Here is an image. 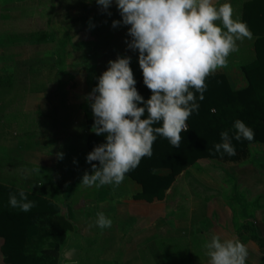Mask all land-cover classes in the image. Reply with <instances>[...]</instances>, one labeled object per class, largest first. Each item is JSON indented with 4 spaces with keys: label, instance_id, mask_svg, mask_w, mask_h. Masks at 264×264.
<instances>
[{
    "label": "crops",
    "instance_id": "1",
    "mask_svg": "<svg viewBox=\"0 0 264 264\" xmlns=\"http://www.w3.org/2000/svg\"><path fill=\"white\" fill-rule=\"evenodd\" d=\"M243 1L245 0H214V3L220 5L230 2L235 18L240 16ZM21 7L19 11L22 9L35 12L37 17L41 15L43 19L47 17L44 12L50 10L51 19L46 21L53 28V32H45L42 28L43 20L41 23L35 21L36 24L31 25L28 32L21 29L19 32H13L15 41L9 43L10 47L0 46V74L8 72L12 74V80L14 79L11 82L12 87L0 82V98L3 99L0 102V183L30 192L42 191L54 195V202L60 208L59 215L71 226L67 239L60 248L58 264H165L155 245L157 239H177L201 233L203 225H207L211 219L218 218V224L224 225L219 220V215L228 207L223 194L230 191V182L234 181L228 177L225 170L238 164L230 160L227 163L219 160L216 164L208 160H198L175 178L173 184L165 191V197L160 200L141 199V186L125 177L118 187L103 186V195H99L94 201L90 212L84 213L88 200L77 197L71 199L64 188L70 187V183L77 188L82 184L84 173L93 172L86 161V138L93 130L86 126L84 109L89 102L86 97L96 85L91 89L88 85L83 88L72 82L71 75H68L70 77L66 80L60 77L72 74L62 66L68 55L78 51L85 53L89 48L93 52L97 44H102V49L97 50L100 55L103 54V40L108 38V35L103 34V28L110 27L112 22L107 23V15L106 21L102 20L103 11L96 0H58L49 4L36 1L34 9L25 4ZM28 18L31 19L30 16ZM7 21L11 22L9 18L5 20ZM256 38L238 41L239 50L230 54L226 67L215 72L226 75L230 86L235 90L248 85L241 63L253 56V43ZM0 39L8 42V39ZM32 40L42 44L45 41L50 42L51 50L45 53L43 48H37L29 53L28 49H16H21L22 44ZM12 47L16 48L12 50ZM48 56L59 61H51L46 65L38 62V59ZM85 56L91 59L90 52ZM30 59H35L36 62L27 66L26 63ZM11 63H17L16 67ZM45 74H51V77H45ZM11 91L16 98H25L22 106H17L16 102L20 100L7 99ZM76 91L79 93L75 95ZM11 107L14 116L9 117ZM28 122L33 124L29 128L30 131L27 130L28 126H24ZM76 127L78 130H75ZM77 136L79 140L75 141ZM71 141L74 143L71 144ZM248 154L262 158L264 143L249 145ZM201 161L210 162L216 170H205L207 165H203L205 163ZM244 164H247L248 175L257 167L250 161ZM190 169H194L191 182H195V187L218 191L221 194L217 195V200L213 202L208 196H196L191 193V185L187 186V192L194 194V197L186 198L185 192L181 190L184 183L180 178ZM156 173L167 175L169 170L160 168ZM70 177L72 178L69 179ZM244 180L241 178V181ZM198 193L197 191L196 194ZM259 193L262 192L259 190ZM218 210L220 213L216 214ZM259 211V224L264 227V208ZM99 213H104L112 220L110 228L101 229L97 226ZM226 219L231 223L230 217ZM229 223L225 225L228 226ZM240 233V230L237 232L235 229L227 232L229 235H237L234 239L243 242L238 235ZM251 261L249 259L247 264ZM200 264H210V259Z\"/></svg>",
    "mask_w": 264,
    "mask_h": 264
},
{
    "label": "clouds",
    "instance_id": "2",
    "mask_svg": "<svg viewBox=\"0 0 264 264\" xmlns=\"http://www.w3.org/2000/svg\"><path fill=\"white\" fill-rule=\"evenodd\" d=\"M108 11L115 3L121 20L112 27H127V48L138 52L143 81L151 91L145 100L135 87L137 81L130 67L131 56L109 60V67L98 78V84L87 95L97 136L106 142L87 154L93 172L83 175L85 187L110 185L118 187L144 157H151L158 136L173 147H180L181 133L188 130L187 121L198 112V99H204L206 79L228 64L230 54L237 52L238 41L251 40L253 33L246 22L234 18L230 2L216 5L214 0H96ZM197 93L199 96L197 97ZM159 125V126H156ZM234 135L225 130L214 150L221 156L236 155L232 140L252 141L254 130L237 119ZM62 157V154H60ZM9 205L29 212L35 202L28 200L22 188L9 194ZM96 224L110 228L112 220L99 213ZM204 247L210 264H246L247 246L239 239L222 240L213 235Z\"/></svg>",
    "mask_w": 264,
    "mask_h": 264
},
{
    "label": "trees",
    "instance_id": "3",
    "mask_svg": "<svg viewBox=\"0 0 264 264\" xmlns=\"http://www.w3.org/2000/svg\"><path fill=\"white\" fill-rule=\"evenodd\" d=\"M239 18L247 23L253 37H257L253 43V56L244 59L241 63L248 85L235 90L230 86L226 75L222 73H214L206 79L207 90L204 92V99L202 101L198 99L199 110L189 117L188 130L181 133L180 147H173L166 138L158 136L153 144L152 156L142 158L139 166L126 174L125 177L141 186L139 194L141 199L148 201L163 199L165 191L173 184L175 178L200 159L215 164L219 160L237 162L236 157L239 156V159L242 156L247 157L249 145L257 142L264 143V0L243 1ZM7 22L6 25L1 22L0 37L8 39L9 43H14L12 35L13 30L18 28V22L14 24ZM33 23L36 24V22ZM107 23L110 22L107 21ZM49 43L45 41L46 45ZM34 60H28L26 65H34L36 62ZM55 60L52 56H48L38 59V62L46 65ZM13 65L16 67L15 64ZM134 78L137 81L135 87L147 100L151 96V91L144 84L143 75ZM13 80L12 74L8 72L0 74L1 83L5 82L12 87ZM84 119L86 126L92 129L94 117L90 101L84 109ZM237 119L243 120L254 130L255 138L252 141L233 139L236 155L221 156L215 152L214 145L221 142L222 131L227 130L230 135H234L235 130L232 126ZM105 142L104 135L97 136L93 131L86 138L87 154L95 146ZM92 163L99 166V161H93L89 165L91 166ZM160 168L168 169L169 173L157 174L156 170ZM18 189L20 188L0 183V238L3 239L0 251L3 262L5 264H58L60 248L67 239L68 231L71 229L70 224L59 215L60 208L54 202V195L42 193V191L30 192L22 188L28 193V200L35 202V207L26 213L18 208H11L8 202L9 194L17 193ZM47 236L51 241L41 247L40 244ZM160 241L163 243L159 247L157 245V250L165 264H200L210 259L207 256L202 260L197 257V253H192L191 247L196 244V239L177 238ZM258 241L263 250L264 236H260ZM200 243L201 252L207 253L204 247L207 243L206 237L200 238Z\"/></svg>",
    "mask_w": 264,
    "mask_h": 264
},
{
    "label": "rangeland",
    "instance_id": "4",
    "mask_svg": "<svg viewBox=\"0 0 264 264\" xmlns=\"http://www.w3.org/2000/svg\"><path fill=\"white\" fill-rule=\"evenodd\" d=\"M36 1L42 4H47V3L49 4L52 2H57L58 0H0V19H2L0 21V25H1V22L3 25H6L5 20L6 18L7 19L9 18L11 22L8 21V23L13 22L14 24L15 22H18V25H17L18 28L13 30L14 33L19 32L18 31L19 29L28 32L29 27L31 25L34 26V23L31 21H34V22L36 21L37 23L38 22L41 23V21L43 20L44 25L42 28L45 29V32H49L51 34L53 32V28L46 21L47 19H51L50 14H52V12L50 10L44 12V15L47 16L44 19L41 17V15L40 16L38 15L39 17H37L35 12H28L22 9H20L21 11L18 10L19 8H22L21 6L24 4L30 9L31 8L34 9ZM108 11L111 12V15H108L106 12H103V19H102L103 21H106V15L109 18L108 22H111L112 20L122 19L120 12L118 11L115 3L112 4V6L110 7ZM29 16L32 20L28 18ZM34 17L35 18L37 17L36 20ZM127 27L128 26L121 25L119 27L113 28L111 25L108 28L107 27L103 28V34L108 35V38L103 40V54L100 55L97 50V49L99 50L102 49V44H97L96 50L93 51L94 53L90 51V48H89V50H87V52L85 53L82 51H78L77 53H72L71 55H68V58L64 60V65L62 66H65L67 70H69L72 74L68 73L67 75L65 74L61 76L60 78L66 80L70 77V76L68 77V75H71L70 78H72V82L74 84H78V86L80 85L83 88L86 85H88V87L91 89L93 85L98 84V78L109 67L108 61L115 60L117 56H131L130 67L133 70L134 77L143 75L142 69L140 68L139 62H138V52H133L132 50L127 48L126 40L130 39V37H128L127 35ZM5 45L10 47L9 42L5 41L4 39H1L0 46H5ZM91 46L89 45V47L93 49L94 48L93 44H91ZM20 47L21 49L16 48V47L14 48L18 49L19 51L21 50L24 51L28 49L29 53L34 52L37 48L38 49L43 48L45 53L47 51L49 52L51 49V48L49 49L50 43L49 45H46L45 43L42 44L41 42H36L33 40L32 42H27V44L26 43H24V45L22 44ZM14 48L12 47L11 49L14 50ZM88 52L91 53V59L85 56L88 54ZM101 56L103 57V59ZM12 64L13 63H11V65ZM80 67H82V69H80ZM77 69H79L77 71L78 74L75 75ZM48 76L51 77V74H47V75L45 74V77H48ZM6 93H9V92H6ZM10 93L11 95L9 94L10 96H8L7 99L9 101L10 100H20V101H17L16 103L18 104L17 105L18 107L22 106L25 101V98L23 97L19 98V96H17L16 98L12 94L13 91H11ZM77 93L79 92L76 91L75 95ZM80 98H82V96ZM2 100L3 99L0 98V102H2ZM12 110H13V107H11L10 111L8 112L9 117L14 116ZM16 111H18V109ZM24 126H28L27 130H29V128L32 127L33 124L28 122ZM75 130H78L77 127L75 128ZM75 139H76L75 141H78L79 137L77 136ZM70 143L72 144L74 142L71 141ZM257 156L258 155L255 156V154L253 155L248 154L247 157L244 158V156H242L241 159H239L238 158L239 156H238L236 157V160L239 165L237 164L236 166H233L231 169L225 170L228 173V177L232 178L234 181L231 180L230 182L231 184L230 191H228V193L226 192L223 194V196H225L226 205L228 207L225 210H223V212L219 215V220H220V223L224 225L220 226L218 224L217 222L218 218L215 220L211 219V221H209L207 225H203L202 227L203 232L197 233V234L193 233L192 235H189L188 237H180L181 239H188V240L196 239L197 240L194 247H191L192 253H197V257L202 259L208 256L206 252L204 251L201 252V249H199V246L201 245L200 238L206 237V242H210L213 235H219L222 240L229 239V238L234 239V238H237L238 236L237 235L233 236L231 234L229 235L227 234V232L229 230L234 231L235 229L237 232L239 230L241 231V233L238 235L243 240V242H245L247 246L248 253H249L247 259L252 260L251 262H249V264H264V249L261 250V246L258 241V239L260 238L259 234L264 235V229H263L264 227L262 226L260 227V224H259L260 217L258 215V213H260L259 210L261 208H264V155L262 158L257 157ZM228 161L229 160H224L225 163H227ZM248 161H250L252 164L257 165V167H255L256 170L252 169L253 172H251L250 175L247 174L248 173L247 164H244V162L248 163ZM201 163H205L203 165H207L204 167V169L209 172L211 171V169L216 170L214 169L216 167L209 164L210 162L201 161ZM194 169L188 170L186 173H184L185 174L184 177L180 178L182 179V183H184V185H182L183 187L181 186L182 188L181 190L185 192L186 198L194 197V194H195L198 197L208 196L210 200L213 202L214 200H217L216 197L219 194L218 191L215 192L211 188L195 187V182H191V177H193L194 175V171H193ZM71 178L72 177H70L69 179ZM241 178L242 180L243 178L245 180L241 181ZM70 182H73V181H70ZM189 185H191L190 189L193 191L191 193H194V194L187 192L188 191L187 186ZM69 186L70 187H67V188L65 187L64 189H67V193L70 194L71 199H73L74 197L75 198L77 197V198H81L84 200H88L86 211L84 210L85 214L90 212L91 209H93V205L95 204L94 201L98 198V196L103 195V186L101 188L100 187L97 188L95 186L85 187L83 186V184H81V185H78L77 188H75L74 186H72L71 183L69 184ZM259 190L262 192L261 194L259 193ZM197 191L199 192L198 194H196ZM211 206H212V203H211ZM205 208H206V204H205ZM208 212L209 213L211 212V208L209 209ZM219 213L220 211L218 210L216 214H219ZM228 217H230L231 223H229V220L226 219ZM210 222H211V225H209ZM214 222L216 224H214ZM226 223H229L228 226L225 225ZM125 237H126V233H125ZM49 240L50 238L47 236L44 239L42 245L47 244L48 242L51 241ZM249 242H252V243H249ZM2 243H3V239L0 238V247ZM161 243L163 242L157 239L155 241L156 247L157 245L159 247ZM191 244H194V243H191ZM248 260H246V264ZM0 264H5L3 262L1 251H0Z\"/></svg>",
    "mask_w": 264,
    "mask_h": 264
}]
</instances>
